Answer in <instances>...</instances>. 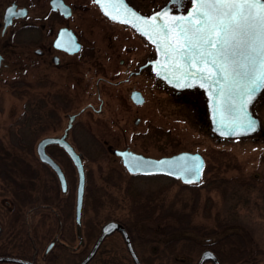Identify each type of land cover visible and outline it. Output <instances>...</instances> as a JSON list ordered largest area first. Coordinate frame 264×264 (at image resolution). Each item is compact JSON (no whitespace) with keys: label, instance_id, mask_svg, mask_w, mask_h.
Returning a JSON list of instances; mask_svg holds the SVG:
<instances>
[{"label":"rangeland","instance_id":"1","mask_svg":"<svg viewBox=\"0 0 264 264\" xmlns=\"http://www.w3.org/2000/svg\"><path fill=\"white\" fill-rule=\"evenodd\" d=\"M10 1L0 0V20ZM132 1L147 12L164 2ZM18 30L15 24L10 31L11 47L3 48V40L8 38L0 37V51L6 57L0 71V217L6 225L0 246L6 242L9 255L26 257L36 244L42 251L40 264H79L105 223L120 221L136 227L138 217L150 215L142 222L145 228L156 227L157 218L163 219L162 224L189 219L195 227L181 234L191 240L176 245L177 264H197L201 243L226 238L229 243L222 244L230 260L225 264H246L245 260L264 264V137L260 133L234 139L212 136L204 94L193 100L194 107L169 93L165 110L148 107L96 115L87 111L77 121L71 137L74 148L84 156L87 174L80 243L75 225L76 167L62 149L48 147L67 178L69 192L62 194L56 175L40 162L37 145L62 132L73 109L94 99V88L91 84L82 90L76 80L68 79V87L55 91L50 75L36 73L32 57L29 64L20 57L24 46ZM253 112L264 128V94L254 103ZM137 117L144 121L140 128L134 125ZM145 131L152 137L141 134ZM107 145L130 146L154 157L197 152L205 158L206 167L202 180L194 185L162 176L133 177ZM128 187L134 189L133 194H128ZM60 229L70 247L58 246L43 260L44 250ZM142 233L155 236V232ZM138 252L144 264L171 263L168 251L156 242L142 243ZM89 264L133 263L122 237L113 235Z\"/></svg>","mask_w":264,"mask_h":264},{"label":"flooded vegetation","instance_id":"2","mask_svg":"<svg viewBox=\"0 0 264 264\" xmlns=\"http://www.w3.org/2000/svg\"><path fill=\"white\" fill-rule=\"evenodd\" d=\"M126 1L129 6L145 16H150L151 14L159 11L161 8L169 4L171 13L177 15L185 14L189 11L192 5V0H163L164 2L160 7L147 12L138 8L136 3H134L132 0ZM12 6H16L15 13H19L21 10H23L25 14H14V16L10 19V23L6 25V12L8 8ZM15 24H18L19 26L18 31L22 35V39L20 40V42L24 46L22 47L23 55L20 57H22V60L25 61L24 63H27L28 59L32 57L34 61L33 64H35L36 66V73L40 74L41 76H46L47 74L50 75L51 84L55 88V91H57V89H60L61 87H68V79L76 80L77 84L81 85L82 90L84 89V87L87 88V86L91 84L94 88L92 93L94 95V99H92L91 101L88 99V102L86 104L80 107L77 106L75 109H73L75 110V112L68 115V123L63 131L57 133L54 136L45 138L64 137L65 140L74 148L71 131L75 127L77 121L87 111H90L91 113H93V115H96L102 113L105 114L107 110L129 112L132 110L138 111L143 108L148 109V107L152 109L154 108L156 111L165 110L166 108L168 109L169 106L167 102L169 101V93H173L176 100H181L187 105L194 107L193 100L195 101L196 98L198 99L199 97H201V95H203V92L199 89H187L179 91L171 87L161 78L157 77L153 71L152 66V62L155 60L157 55L155 46L131 25L118 22L105 15L96 0H56L55 3H53V0L10 1L6 9L4 10L0 20V37L8 38L3 40V48H7L8 46L11 47V38L9 34ZM0 55L2 56L0 66L1 71L6 65V57L3 51H0ZM198 92L200 93V95H198ZM57 94H55V98H53L55 101V106L57 102L56 100L58 99ZM85 94H88V90L85 92ZM151 96L154 97L153 101H151ZM155 101L157 102L156 106ZM203 106L205 111H207V104ZM121 117L122 116H119V119H121ZM134 125L135 127L140 128L142 125H144V121H142L141 118L137 117L136 119H134ZM152 126L153 124L146 127L149 128ZM141 134L147 137L151 135L148 131H145L144 133L141 132ZM211 135L214 136L213 134ZM43 139H41L40 142ZM107 142L108 140L104 141V144H107ZM50 146H56L62 149L68 155L64 148L59 144L55 143L47 145L45 148L46 153L57 164L58 162L55 160V158L47 151L48 147ZM107 150L112 151L115 156L120 158L122 164L123 160L118 154H116V151L128 150L146 157L156 159L169 157L168 155L154 157L138 151L130 146L114 148L112 145H107ZM75 151L81 157L85 175L81 213L82 223L85 198L87 196V174L84 165V156L76 149ZM68 157L71 159L69 155ZM71 161L73 162L72 159ZM40 162L51 169V171H53L60 183V190L62 194H67L69 192L68 182L61 166L58 164L65 176V190L63 189L61 181L55 170L41 160ZM129 174L133 177L162 176L165 178H169L161 174L149 176L141 174ZM77 196L78 186L75 205V225L76 236L77 238H80L79 241L83 244V239L82 237H80L81 228L77 225L76 220ZM52 210H54V208ZM115 222L122 224L127 230L124 222ZM61 229L63 230L64 228L62 227ZM61 229L59 233H56V238L52 242H50V244L44 250L42 256L43 260H47V257L51 254L53 249L58 246L65 248L70 247L66 243L64 234L61 233ZM5 230L6 225L3 223L2 218L0 217V239L4 238ZM127 232L129 233L128 230ZM154 234L155 236H153L152 239H160L162 237L164 238L168 236V234L164 232H155ZM113 235H120L126 244L122 233L119 231L112 233L106 239L110 238ZM106 239L104 240L103 244L106 242ZM153 242H156L157 245H160L159 241ZM51 244H53V246L49 251H47L48 247ZM203 244L211 245L212 243L205 242ZM7 248L8 244L4 242L0 246V256L22 258L19 256L9 255V252L6 251ZM205 250L212 251L217 256L220 264H225L226 259L230 260V256H228V253L226 252V254H223V262H221L218 254L208 247L203 248V250L201 251V255ZM90 251L85 256H87ZM32 262H34L35 264H40L39 262ZM244 262L246 264H251L248 260H245ZM0 264L12 263L0 262ZM205 264L214 263L212 261H207Z\"/></svg>","mask_w":264,"mask_h":264},{"label":"snow or ice","instance_id":"3","mask_svg":"<svg viewBox=\"0 0 264 264\" xmlns=\"http://www.w3.org/2000/svg\"><path fill=\"white\" fill-rule=\"evenodd\" d=\"M192 4V11L186 15L165 10L139 19L164 34L166 56L179 55L187 60V69L180 65L178 83L180 78L191 77L201 86L215 88L214 99L221 112L238 113L231 125L253 130L257 121L246 106L264 87V0H192ZM7 11L9 15L25 14L23 10L15 13L14 8ZM158 15H168V22L159 23ZM158 163L162 166L168 162ZM200 170L199 163H188L185 158L175 174L195 178Z\"/></svg>","mask_w":264,"mask_h":264},{"label":"water","instance_id":"4","mask_svg":"<svg viewBox=\"0 0 264 264\" xmlns=\"http://www.w3.org/2000/svg\"><path fill=\"white\" fill-rule=\"evenodd\" d=\"M98 5L100 6L102 12L121 23H127L134 27L140 34H142L145 38H147L156 49V58L152 62L153 71L155 75L161 78L163 81L168 83L171 87L182 91L187 89H199L203 92L207 100V108L210 118L211 130L213 135H217L223 138H244L251 137L256 134H261L264 137V129L262 128L261 120L254 114L253 112V104L255 101L260 98L264 94V87L257 90L255 96L252 98L251 102L247 104V110L249 115L257 121L256 127L253 130L245 131L239 128L238 126L231 125V121L236 120L238 118V113L229 112L226 109L221 112L218 107V101L214 99V95L216 92L215 88H209L201 86V83L197 82L194 78L183 79L180 78L179 83L177 82V78L180 77L181 71L180 65L184 66V69H187L188 63L187 60L179 55H165V39L164 34L162 32L156 31L152 25H150L145 20L139 19V17H151L158 13H164L165 10H168L170 14V4L161 8L159 11L151 14L150 16H145L136 11L134 8L129 6L126 0H96ZM9 8H14L16 10V6H12ZM8 8V9H9ZM193 8V4L191 5L188 12H191ZM135 12L137 15L132 16L131 13ZM187 12V13H188ZM111 13V14H109ZM185 13L184 15H186ZM177 15V14H175ZM180 15V14H179ZM14 15H9L8 11L6 12V25L10 23V19ZM168 15H158L157 20L159 23L168 22ZM140 29H144L141 31ZM151 37V38H150ZM157 41L154 43L153 41ZM2 56L0 55V66H1ZM205 83H207L205 81ZM210 91L212 94H210ZM223 120V122H222ZM59 144L64 150L68 153L71 159L74 162L79 174V185H78V196H77V209H76V220L77 225L81 224V213H82V203H83V192H84V184H85V175L83 170V165L81 161L80 155L75 151L72 145H70L64 137L62 138H45L43 139L37 147L39 158L42 162L51 166L55 172L57 173L62 187L66 189V180L65 176L60 168V166L46 153V146L49 144ZM122 160L123 164L131 174H141L145 176L161 174L173 179H179L184 184H196L199 183L202 179L205 160L200 153H192V152H180L174 154L169 157H163L160 159L146 157L141 154H137L132 151L124 150V151H116ZM199 158L198 160H193V158ZM187 158L188 163H199L200 164V172L199 175L195 178H185L184 175H176L175 172L178 171V167L181 163L185 161ZM159 161H167L168 163L164 165H160ZM175 164L177 167H171L170 165ZM119 231L122 233L129 253L135 264H142L130 239L129 233L126 228L115 221H110L106 223L101 231L100 236L95 242L93 248L90 253L79 263V264H89V262L94 258L100 246L104 242V240L111 235L112 233ZM53 244H51L47 251L51 249ZM210 253V255H209ZM207 261H212L214 264H220L217 256L210 250H205L198 262V264H205ZM0 262L2 263H12V264H35L32 261L17 258V257H8V256H0Z\"/></svg>","mask_w":264,"mask_h":264},{"label":"trees","instance_id":"5","mask_svg":"<svg viewBox=\"0 0 264 264\" xmlns=\"http://www.w3.org/2000/svg\"><path fill=\"white\" fill-rule=\"evenodd\" d=\"M126 191L128 192L129 195H131V194H133L134 189H131L130 187H128ZM175 211H177V210L175 209ZM175 211L173 212L174 214L177 213ZM146 212H148V210ZM145 214L147 215V213H145ZM233 215H236V213H233ZM171 216H173L172 213H171ZM138 218H140L138 220L140 225H138L136 227L133 225L130 226L127 223H124V224L127 227V230L129 231V234L131 236L132 245H133L135 251L137 252V254L139 256L141 263L144 264V262L142 260V255L138 252V246L141 245L142 243L145 244V246H146V243L148 244V242L159 241L162 248H164L166 251H168V253L170 254L169 256L172 257V259H170L171 260L170 264H177L179 262V260L176 258L177 257L176 252L178 249L176 247V245L179 244L180 242L184 243V242L191 240V238L187 237L186 235L181 236V234L183 232H190V231L194 230L193 228H195V227L193 225H191V220L187 219V217H186L187 220H177L175 222L169 221L170 223L167 221V223L164 222L162 224L163 219L157 218L156 221L158 223H157L156 227L150 226V227L145 228L144 225H142V222H144L147 219H150V215L149 216L143 215V216H140ZM234 220H236V217H234ZM227 226H228V224H227ZM140 228L144 229V231L164 232V233H167L168 236H166V238L152 239V236L147 235V234H143L142 232H144V231L141 230V232H139L138 229H140ZM217 230L219 231L220 229H217ZM107 240L108 239H106V241ZM224 241H225V243H229L230 238L223 239V241H220V240L216 241V242L212 243L211 245H204L203 243H201V246H202V248L208 247V248L212 249L215 253L218 254L221 262H223V257H224L223 254H226V250L222 244V242H224ZM33 248H34L33 252L30 255L23 257V258L38 262V259L41 255L42 251L36 244L34 245ZM126 248H127V246H126ZM127 251H128V249H127ZM128 254L130 256V259L132 260V263L134 264V261L130 255L129 251H128ZM242 258H244V257H242ZM168 261H169V258H168Z\"/></svg>","mask_w":264,"mask_h":264}]
</instances>
